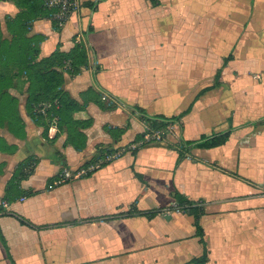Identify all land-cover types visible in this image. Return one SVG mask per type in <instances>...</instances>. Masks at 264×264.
<instances>
[{"label":"crops","instance_id":"0c3cea01","mask_svg":"<svg viewBox=\"0 0 264 264\" xmlns=\"http://www.w3.org/2000/svg\"><path fill=\"white\" fill-rule=\"evenodd\" d=\"M158 1L81 0L62 28L29 20L38 58L83 45L86 61L64 69L62 88L83 106L73 119L92 123L77 127L76 149L66 125L44 134L25 93L8 89L24 126L0 115V264H185L202 244L179 200L201 209L207 264H264V0ZM22 10L0 0L3 37ZM140 109L168 120L165 140L130 148L152 127ZM30 158L33 171L16 179Z\"/></svg>","mask_w":264,"mask_h":264},{"label":"trees","instance_id":"16d2710c","mask_svg":"<svg viewBox=\"0 0 264 264\" xmlns=\"http://www.w3.org/2000/svg\"><path fill=\"white\" fill-rule=\"evenodd\" d=\"M13 1L20 5L23 10L7 21L8 30L12 34L10 38L3 37L0 31V115L9 118L13 124H18V128H23L24 125L18 112V99L8 91V89L18 87L20 92L24 91L23 93L26 94V113L36 124L44 126V134L50 123H53L58 130L66 125V142L72 144L76 149H81L85 145L86 135L76 129L77 127H88L92 120L77 121L73 119L74 112L79 111L83 106L72 98L62 88V85L64 82L63 71L66 67L71 72H77L80 66L85 63V49L82 44L77 43L69 51L57 50L49 56L38 58V48L32 44V40L26 35L29 20L32 17L51 18L53 10L48 9L43 0ZM150 1L153 5L159 3L158 0ZM52 21L57 27L55 21L53 19ZM231 57V55L226 57L224 64ZM220 71L221 69H218L214 76V84L203 88L199 94L218 84ZM42 108H44L43 111ZM140 112L143 115L142 118L149 122L152 127L167 125L168 120L161 116H147L142 109ZM228 136L229 132L214 136L208 144L210 146L224 144ZM34 162L35 160L31 158L26 160L21 167H18L14 177L18 179L31 173ZM18 173L21 174L20 177L17 176ZM178 205L183 212L193 217L195 235L202 244V253L192 257L185 264H207L208 250L204 240V231L199 223L201 209L198 204L190 200H179Z\"/></svg>","mask_w":264,"mask_h":264},{"label":"built area","instance_id":"2783aa9c","mask_svg":"<svg viewBox=\"0 0 264 264\" xmlns=\"http://www.w3.org/2000/svg\"><path fill=\"white\" fill-rule=\"evenodd\" d=\"M44 5L53 10L51 19L55 21L57 28H62L69 17L77 12L81 7V0H43ZM103 99L106 96L102 97ZM46 105L44 106V108ZM42 108V111L44 110ZM165 140L164 130L160 128H148L145 131L144 138L139 141L138 144L131 145L130 148H135L137 145H141L147 141L163 142ZM122 154V150L116 149L112 151L105 152L103 155L98 156L94 161L88 162L74 170L64 168L60 174L59 178L55 181V184L64 183L70 180L78 179L80 177L86 176L100 165L106 162H110Z\"/></svg>","mask_w":264,"mask_h":264},{"label":"rangeland","instance_id":"374dc122","mask_svg":"<svg viewBox=\"0 0 264 264\" xmlns=\"http://www.w3.org/2000/svg\"><path fill=\"white\" fill-rule=\"evenodd\" d=\"M24 87H25V85H24ZM24 92V91H23ZM26 95V94H25Z\"/></svg>","mask_w":264,"mask_h":264}]
</instances>
